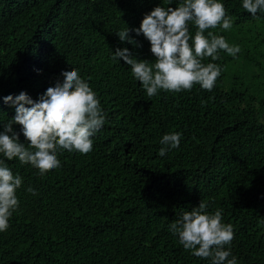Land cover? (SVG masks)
Here are the masks:
<instances>
[{"label": "trees", "instance_id": "trees-1", "mask_svg": "<svg viewBox=\"0 0 264 264\" xmlns=\"http://www.w3.org/2000/svg\"><path fill=\"white\" fill-rule=\"evenodd\" d=\"M178 2L0 0V130L15 115L3 97L23 90L37 98L69 67L107 116L92 150L58 153L57 169L39 174L7 161L23 182L20 205L0 232V264H210L169 231L177 214L201 200L233 225L239 264H264V14L253 17L242 0H223L232 27L208 31L240 51L203 58L221 66L211 91L197 84L149 97L130 66L112 58L127 47L154 62L142 34L130 31L133 45L116 32ZM170 132L182 133L181 144L161 157L159 141ZM20 140L27 143L22 132Z\"/></svg>", "mask_w": 264, "mask_h": 264}, {"label": "clouds", "instance_id": "clouds-1", "mask_svg": "<svg viewBox=\"0 0 264 264\" xmlns=\"http://www.w3.org/2000/svg\"><path fill=\"white\" fill-rule=\"evenodd\" d=\"M164 2V0H163ZM172 0H168V5ZM246 12L256 17L264 14V0H242ZM233 21L226 13L223 0H179L178 6L158 5L144 15L138 28L128 26L116 32L121 42L133 45L130 31L143 35L150 42L155 61L138 59L127 47H117L113 59L123 60L130 66L131 74L140 82L147 96L161 90L181 92L194 85L211 91L221 74L216 63H202L204 57L219 59L218 52L226 51L235 56L240 48L230 45L223 35L209 29L219 26L223 30L232 27ZM195 26L193 35L190 27ZM62 80L45 87L37 98L28 92L3 97L6 104L15 108V115L0 130V232L9 227V219L19 207L17 195L23 177L15 174L7 161L18 160L30 164L44 174L46 170L61 166L58 153L63 151L88 153L93 148L94 137L105 125L107 116L95 91L74 67L61 70ZM22 126L27 143L20 140V132L13 125ZM182 133L170 132L162 136L158 155L179 148ZM27 191L37 190L28 186ZM169 231L178 237L184 249L197 257L210 260V264H239L232 253L233 225L223 222V210L209 211V205L201 200L190 211H181L169 224Z\"/></svg>", "mask_w": 264, "mask_h": 264}]
</instances>
